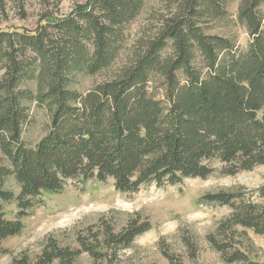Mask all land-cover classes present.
<instances>
[{
  "label": "trees",
  "instance_id": "trees-1",
  "mask_svg": "<svg viewBox=\"0 0 264 264\" xmlns=\"http://www.w3.org/2000/svg\"><path fill=\"white\" fill-rule=\"evenodd\" d=\"M146 2L84 0L63 17L46 12L34 29H0V254L22 230L21 218L68 181L110 180L116 192L134 194L149 184L206 179L211 161L226 175L264 165V0H237L231 23L248 36L244 50L235 34L204 31L210 22L229 25L231 0H166L167 14L125 51L127 28ZM100 74L106 79L85 92L75 86ZM33 102L49 123L27 146L22 133ZM10 176L16 195L4 187ZM202 202L232 209L221 228L264 235V206L230 192ZM4 203L17 205L14 220ZM149 228L137 221L118 233L106 227L91 241L77 237L76 250L50 241L35 264H75L82 253L113 264ZM208 242L226 263L259 264L239 250L227 254L225 242Z\"/></svg>",
  "mask_w": 264,
  "mask_h": 264
},
{
  "label": "rangeland",
  "instance_id": "rangeland-1",
  "mask_svg": "<svg viewBox=\"0 0 264 264\" xmlns=\"http://www.w3.org/2000/svg\"><path fill=\"white\" fill-rule=\"evenodd\" d=\"M83 1L0 0V29L10 26L34 29L46 12L63 17L76 3ZM237 3V0H231L227 9L230 21L227 27L210 22L204 31L212 35L235 34L238 47L244 50L248 36L231 23ZM145 5L141 15L127 28L125 51L143 32L153 29L158 16L166 15L169 10L166 0H147ZM104 79V74L85 77L75 86L85 92ZM26 85L31 87L30 83ZM29 105L30 118L23 128L22 141L27 146H34L47 130L49 115L34 102ZM209 166L214 168V172L206 179H185L179 185H165L163 188L149 184L134 194L116 192L110 180L104 184L94 180L85 183L68 181L58 194H44L41 204L21 218L22 230L2 242L5 252L0 254V264H16L22 259L35 264L47 242L54 241L59 248L76 250L77 237L91 241L94 238L91 232L100 233L109 227L118 233L132 221L138 224L147 222L150 228L137 236L130 247L118 251L113 264H169L165 253L172 255L180 264H237L226 263L208 242V237L227 243V254L239 250L251 261L264 264V235H255L242 228H235V231L221 228L232 209L227 205L202 202L206 195L230 192L240 195L245 202L264 206V197L260 195V189L264 188V165L235 175L223 174L224 167L218 161H211ZM4 187L14 195L19 192L11 176L5 180ZM3 205L6 219L14 220L17 205ZM75 264L93 262L86 253H82Z\"/></svg>",
  "mask_w": 264,
  "mask_h": 264
}]
</instances>
